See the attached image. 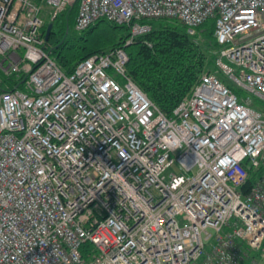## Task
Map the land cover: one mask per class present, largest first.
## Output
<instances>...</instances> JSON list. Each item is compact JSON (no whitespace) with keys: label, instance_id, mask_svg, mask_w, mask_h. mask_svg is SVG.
Returning <instances> with one entry per match:
<instances>
[{"label":"built area","instance_id":"1","mask_svg":"<svg viewBox=\"0 0 264 264\" xmlns=\"http://www.w3.org/2000/svg\"><path fill=\"white\" fill-rule=\"evenodd\" d=\"M75 0H0V264H241L264 255V0H78L74 27L214 19V72L165 114L123 47L66 72L46 30ZM4 77L20 82H5ZM176 164L179 172L170 170ZM254 177L247 191L241 186ZM88 243V244H86Z\"/></svg>","mask_w":264,"mask_h":264},{"label":"trees","instance_id":"2","mask_svg":"<svg viewBox=\"0 0 264 264\" xmlns=\"http://www.w3.org/2000/svg\"><path fill=\"white\" fill-rule=\"evenodd\" d=\"M77 1L57 14L46 38V50L66 72L93 53L121 46L128 56L127 74L167 115L191 92L203 72H214L225 81L224 72L216 64L221 44L214 36L213 18L198 25L194 34L176 18H143L141 21L150 23V30L136 34L131 42L124 44L130 34L127 23L98 18L87 27L76 29ZM45 30L46 25L43 33ZM20 79L4 77L9 83ZM253 173L250 170L247 182L241 186L243 191L248 190ZM249 260L246 258L241 264H248Z\"/></svg>","mask_w":264,"mask_h":264},{"label":"rangeland","instance_id":"3","mask_svg":"<svg viewBox=\"0 0 264 264\" xmlns=\"http://www.w3.org/2000/svg\"><path fill=\"white\" fill-rule=\"evenodd\" d=\"M225 82L230 83L234 86V88L236 89V91L239 94H246L242 89H240L238 86L234 85L225 75ZM253 105L256 108H260L261 110L264 109V102L258 100L257 98L253 99ZM170 170H173L175 172H179L180 170L177 168V165L174 164L172 165V167L170 168ZM255 261L253 260H249L248 264H264V255L263 256H255L254 257Z\"/></svg>","mask_w":264,"mask_h":264},{"label":"water","instance_id":"4","mask_svg":"<svg viewBox=\"0 0 264 264\" xmlns=\"http://www.w3.org/2000/svg\"><path fill=\"white\" fill-rule=\"evenodd\" d=\"M51 26H52V24H49V25L47 26L46 33H45L46 38H47V35H48V33H49V30H50Z\"/></svg>","mask_w":264,"mask_h":264}]
</instances>
